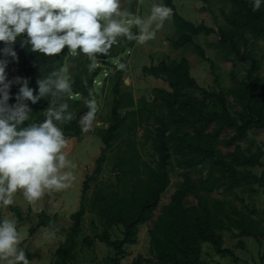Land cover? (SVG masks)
<instances>
[{"label": "trees", "instance_id": "1", "mask_svg": "<svg viewBox=\"0 0 264 264\" xmlns=\"http://www.w3.org/2000/svg\"><path fill=\"white\" fill-rule=\"evenodd\" d=\"M227 1L231 9L228 14L222 13L227 27L218 32L205 24L195 25L185 20L178 12L175 0L163 2L171 9L178 33L173 47H192L193 53L214 70V62L205 49L195 42V37L217 34L218 50L223 51L226 57L249 63L250 68L244 79L238 80L234 73V87L227 94L201 87L191 75L187 58L163 59L157 65L144 67L143 72L162 81L167 88L154 90L155 102L151 110H127L123 116L120 113L123 109L121 86L125 72L119 70L116 73L117 82L113 88L115 99L109 126L99 132L103 148L93 172L86 175L82 188L85 196L91 184L102 175L107 153L113 152V177L102 180L95 188L92 206V212L104 229L96 238L115 252V257L108 258L107 264H121V259L127 256V247L137 244L140 227L146 224L149 225L151 255L157 264H202L204 244H210L219 256H233V251L225 247L224 232L257 241L264 238L263 219L256 218H264V211L247 206L242 210L232 201L210 198L216 192L225 196L236 195L237 190L246 191L252 185L264 189V144L252 140L245 147L242 146L251 132L264 130V68L256 52V42L264 43V5L254 12L250 0ZM202 2L210 4V0ZM119 42L122 43L121 40ZM116 45L112 46L108 55L97 57V67L92 72L88 70L90 61L86 56L72 54L66 48L56 56L32 53L21 47L19 38L13 46L18 60L2 54L0 59L20 65L21 74L18 76L29 79V87L36 91L38 79L46 78L53 72H61L65 77L66 64L69 59L73 60L74 64L68 72L73 91L70 98L65 97L67 102L73 104L69 106L73 119L63 125L64 135L69 141L81 135L78 121L88 111L85 104V108L77 112L72 109L77 110L82 106L81 99H93L98 78L102 74L105 76ZM4 47L5 44L0 42V49ZM15 77L8 76V79L14 80ZM19 87L17 84L11 87L13 98L9 101L10 105L16 103L15 95ZM185 90L200 92L204 98L211 97L221 109L210 110L205 99L188 96ZM228 95L234 96L236 106L240 108L239 119L232 114ZM51 99L44 98L36 104L28 101L30 118L22 127L42 123ZM60 102L63 101H57V104ZM130 108H134L131 96L127 109ZM145 114L147 122L150 117L154 118V124L145 136V141L151 143L155 153L152 161L144 158L134 132L137 121L142 122ZM256 167L262 168L260 175L249 169ZM176 169L182 170V182L170 203L155 218L162 197L171 186V172ZM193 172L198 174L197 180ZM191 198L196 203L186 204ZM237 199L244 202L238 196ZM2 213L3 207H0V219L3 218ZM13 213L18 218L22 217L17 208L13 209ZM85 214L83 207L72 214L73 225L66 240L55 250L52 264L76 261L74 252L83 233ZM56 223L55 218L41 212L37 225L30 230V236L33 237L41 229H52ZM113 227L122 228L121 239L111 237L109 229ZM23 249L30 264L42 259L39 251Z\"/></svg>", "mask_w": 264, "mask_h": 264}, {"label": "rangeland", "instance_id": "2", "mask_svg": "<svg viewBox=\"0 0 264 264\" xmlns=\"http://www.w3.org/2000/svg\"><path fill=\"white\" fill-rule=\"evenodd\" d=\"M163 2L164 0H143V3H139L138 0H121V8L131 15H138L143 18L150 13V8L153 3ZM175 5L180 15L195 25L205 24L208 27L214 28L217 32L219 29L227 27L222 15L223 12L228 14L231 9V5L227 0H210L209 5H205L202 0H175ZM131 31L134 34L138 33V29L135 27H132ZM177 37L178 33L173 24L172 16L170 15L163 23V26L156 30L155 38L144 45H138L134 40L130 41L124 37L118 38L117 45L113 51V57L109 60V66L106 68V71L108 72L120 62L126 65L125 77L123 85L121 86L123 109L120 113L123 116L127 110L130 112L142 109L151 110L152 104L155 102L154 90L156 88H167L165 83L143 72L144 67L153 64L157 65L163 59L176 60L183 57L187 58L191 65V75L201 87L209 91L215 90L227 94L234 87L232 78L235 72L238 80L246 77L248 69L250 68L249 63L239 62L234 57H226L223 51L218 50L217 43L219 38L217 34L210 36L201 34L195 37V42L205 49L207 56L214 62V70L211 69L209 63H206L193 53L192 47L186 49L173 47V42ZM120 40L122 43L119 42ZM256 43L257 56L264 68V43L260 41ZM73 64V60L69 59L66 64L67 70L65 78H68V72ZM115 68L118 69V67ZM20 70L21 67L17 63H9L6 69L8 76L14 77L21 74ZM107 72L105 76L102 74L98 78L93 96V99L96 100L99 106L93 124V130L88 133L81 132L79 137L68 141V143L73 142V147L75 146L74 150H72V147L68 152V159L74 166L68 169V171H71L75 176L71 187L61 192L46 194L35 206L36 208L42 209V211H34L33 206L28 204L23 198L22 193L19 192L14 197L13 205L3 207V218L14 219L18 231L24 237L20 246L27 248L31 252H40L42 259L32 264H52L55 250L66 240L69 228L73 225V221L71 220L72 214L82 207L86 213L84 229L74 252L77 259L71 264H107L108 258L115 257V252L112 248L97 240V234L102 233L104 229L99 219L92 212L95 188L102 180L113 177V152L107 153V161L103 165V173L98 181L91 184L85 196L82 194L85 177L87 174L93 172L95 161L101 154L103 145L99 137V132L107 129L109 126L111 109L115 99L113 88L117 82L116 72L110 76H108ZM184 93L191 97L205 99L210 110L219 111L221 109L220 105L214 99L211 97L204 98L200 92L185 90ZM130 96L134 100V108L127 109ZM227 97L233 116L239 119L240 108L236 106L234 96L228 95ZM81 100L82 106L77 110L74 107L73 109L70 107V109L76 112L84 109L86 99ZM67 103L69 106L73 105L69 101ZM153 124L154 118L150 117L147 122L145 114L142 122L137 121L134 131L139 141L140 151L148 161H152L155 158L151 143L145 141V136ZM61 130H64V126H61ZM252 140H257L258 143L264 144V130L251 132L247 140L242 143V146L245 147ZM75 142H77L76 145ZM249 169L256 175H260L263 171L262 168L258 167ZM181 173L182 170L177 169L171 172V186L163 195L159 209L154 215L155 218L170 203L172 195L181 184ZM192 175L196 180L199 178L198 174L194 172ZM237 196L244 202L239 201ZM210 198L232 201L242 210L246 209L247 206L250 209L256 208L258 211H264V189L256 185H252V188L246 191L237 190L236 195L225 196L221 192H216ZM195 203L196 200L191 198L186 204L194 205ZM14 208L21 211V218L14 215ZM41 212H45L50 217L55 218L57 222L56 226L52 229H41L31 237L30 230L37 225L38 216ZM256 218L258 220L263 219L264 225L263 217L256 216ZM92 222H94L93 225ZM148 230V224L140 227L137 244L127 247V256L121 259V264H157L151 255ZM109 233L113 239L122 238V228L120 227L110 228ZM222 235L225 241V247L231 249L234 255L228 257L219 256L210 244H204L201 258L202 264H264V238L257 241L253 238L234 237L229 232H224Z\"/></svg>", "mask_w": 264, "mask_h": 264}, {"label": "clouds", "instance_id": "3", "mask_svg": "<svg viewBox=\"0 0 264 264\" xmlns=\"http://www.w3.org/2000/svg\"><path fill=\"white\" fill-rule=\"evenodd\" d=\"M250 2L254 12L264 5V0ZM170 15L171 9L163 3H153L142 18L123 11L121 0H0V42L5 44L0 54L18 60L13 46L19 38L21 47L32 53L56 56L66 48L86 56L92 72L97 57L108 55L118 38L144 45L155 38ZM132 27L138 29L137 34ZM8 64L7 59H0V207L13 205L19 192L34 211H42L35 207L38 201L70 188L75 180L68 171L74 167L68 159V139L61 130L64 122L73 119L65 99L71 97L72 82L61 72H53L36 81V91L27 78L9 80ZM115 67L117 72L126 71L124 63ZM13 84L20 87L16 103L10 105ZM48 97L52 99L44 121L22 127L30 118L27 102L36 104ZM85 106L88 111L78 121L82 133L93 130L99 107L95 99H88ZM23 239L14 219H0V264H30L20 246Z\"/></svg>", "mask_w": 264, "mask_h": 264}, {"label": "built area", "instance_id": "4", "mask_svg": "<svg viewBox=\"0 0 264 264\" xmlns=\"http://www.w3.org/2000/svg\"><path fill=\"white\" fill-rule=\"evenodd\" d=\"M115 72H117V69H116V68H111V69L108 71V76L115 74Z\"/></svg>", "mask_w": 264, "mask_h": 264}, {"label": "bare ground", "instance_id": "5", "mask_svg": "<svg viewBox=\"0 0 264 264\" xmlns=\"http://www.w3.org/2000/svg\"><path fill=\"white\" fill-rule=\"evenodd\" d=\"M73 144H74L73 142H69V143H68V147H70V149H71V148L73 147ZM70 149H69V150H70Z\"/></svg>", "mask_w": 264, "mask_h": 264}, {"label": "crops", "instance_id": "6", "mask_svg": "<svg viewBox=\"0 0 264 264\" xmlns=\"http://www.w3.org/2000/svg\"><path fill=\"white\" fill-rule=\"evenodd\" d=\"M71 140H74V139H71ZM71 140H69V141H71ZM76 143H77V142H75V145H76ZM74 148H75V146L73 147L72 150H74ZM69 149H70V147H68V150H67L68 152L71 150V149H70V150H69Z\"/></svg>", "mask_w": 264, "mask_h": 264}, {"label": "water", "instance_id": "7", "mask_svg": "<svg viewBox=\"0 0 264 264\" xmlns=\"http://www.w3.org/2000/svg\"><path fill=\"white\" fill-rule=\"evenodd\" d=\"M58 124V122H56Z\"/></svg>", "mask_w": 264, "mask_h": 264}]
</instances>
